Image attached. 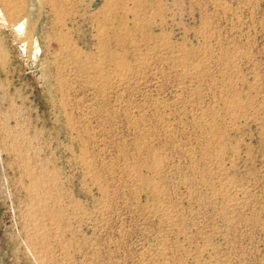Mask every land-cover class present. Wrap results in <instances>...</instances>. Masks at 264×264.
I'll return each instance as SVG.
<instances>
[{
	"label": "rangeland",
	"instance_id": "1",
	"mask_svg": "<svg viewBox=\"0 0 264 264\" xmlns=\"http://www.w3.org/2000/svg\"><path fill=\"white\" fill-rule=\"evenodd\" d=\"M0 264H264V0H0Z\"/></svg>",
	"mask_w": 264,
	"mask_h": 264
},
{
	"label": "bare ground",
	"instance_id": "2",
	"mask_svg": "<svg viewBox=\"0 0 264 264\" xmlns=\"http://www.w3.org/2000/svg\"><path fill=\"white\" fill-rule=\"evenodd\" d=\"M18 30L20 32L24 31V25H23V23L18 26Z\"/></svg>",
	"mask_w": 264,
	"mask_h": 264
}]
</instances>
